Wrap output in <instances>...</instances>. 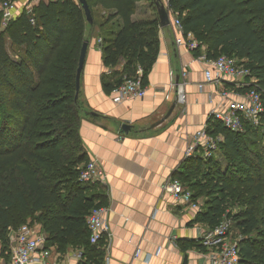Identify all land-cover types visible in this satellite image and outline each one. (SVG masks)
Here are the masks:
<instances>
[{
  "label": "trees",
  "instance_id": "trees-1",
  "mask_svg": "<svg viewBox=\"0 0 264 264\" xmlns=\"http://www.w3.org/2000/svg\"><path fill=\"white\" fill-rule=\"evenodd\" d=\"M86 1L92 23L78 0H49L31 13L23 10L0 31V240L5 244L10 228L31 221L40 224L45 248L55 246L62 254L76 247L85 262L105 264L104 242L91 243L86 224L90 211L105 204L90 191L96 184L78 179L90 160L74 100L80 49L90 31L100 27L103 35H114L101 38L104 64L119 71L109 90L124 76H136L138 68L145 85L159 52V26L156 13L152 19L132 20L141 0ZM149 2L156 12L154 0ZM96 6L108 11L102 21L95 18ZM168 7L178 13L183 35L198 42L195 56L246 61L264 105V0H168ZM5 35L13 45L10 52ZM260 128L247 124L243 132H232L209 120L207 133L222 137L217 150L225 157V169L214 156L196 154L185 158L178 178L190 192L194 189L193 200L204 197L198 221L211 230L226 217L238 229V264H264Z\"/></svg>",
  "mask_w": 264,
  "mask_h": 264
},
{
  "label": "crops",
  "instance_id": "crops-1",
  "mask_svg": "<svg viewBox=\"0 0 264 264\" xmlns=\"http://www.w3.org/2000/svg\"><path fill=\"white\" fill-rule=\"evenodd\" d=\"M10 1L15 4L14 18L23 10H32L40 1L49 0ZM173 12L168 11L170 20ZM107 13L100 6L94 9L98 21L104 20ZM155 13L149 2L139 1L131 18L133 21L152 19ZM2 18L0 10L1 32L6 28ZM104 36L100 27H95L86 38L88 47L80 75L78 103L79 136L84 151L106 173L105 185L96 184L90 191L99 195L107 207L111 232L109 264H212L213 247L205 240L209 225L196 218L200 209L175 201L162 185L171 178H180L184 150L192 134L205 124L210 110L220 99V91L229 89V84L216 87L204 82L205 64L192 51L177 44L183 35L170 24L158 27L159 52L147 72L145 96L114 103L109 86L115 84L119 71L104 64L101 44ZM5 46L9 52L13 48L8 35ZM204 51L202 46L201 52ZM177 96L172 113L163 119ZM123 124L130 126L126 133ZM213 156L219 163L225 161L219 150ZM191 192L194 194V189ZM196 201L200 208L204 197L198 194ZM230 238H241L233 224ZM48 249L47 264H89L80 258L76 247L70 246L62 254L55 246Z\"/></svg>",
  "mask_w": 264,
  "mask_h": 264
},
{
  "label": "built area",
  "instance_id": "built-area-1",
  "mask_svg": "<svg viewBox=\"0 0 264 264\" xmlns=\"http://www.w3.org/2000/svg\"><path fill=\"white\" fill-rule=\"evenodd\" d=\"M168 11V0H162ZM2 12V24H7L13 19L15 4L10 0L0 3ZM31 13V10H27ZM173 12L171 24L182 33V25ZM33 23L34 19L30 18ZM179 46H185L188 51L198 47V42L191 34L183 35L177 41ZM196 59L205 64L203 71L204 82L214 86L229 84V89H222L220 99L210 110L204 125L198 128L191 137L184 150V157L191 158L201 154L204 158H210L217 150V144L222 140L220 136L213 138L207 133V122L216 120L232 132H243L247 124L259 127L264 105L261 92L258 90L256 80L244 59L233 56L219 55L215 58H206L204 54L196 56ZM141 68H138L136 76H124L121 83L115 85L110 91V97L114 103H122L128 100L143 98L146 87L141 81ZM186 71L184 72V76ZM224 88V87H223ZM79 181L84 184H104L106 173L95 160H89L79 172ZM162 189L175 201L188 208L200 209L197 201L192 199L191 192L178 178H171L162 185ZM107 207L93 208L86 216V224L89 230V241L105 243V264H109L108 247L111 237L110 227L106 219ZM232 222L224 217L216 226L209 230L205 236L206 244L211 245L212 264H238L239 254L237 241L230 238ZM45 236L40 224L25 222L17 228H10L5 244L0 240V264H47L50 257L48 248H40L44 245ZM139 254L137 251L136 255Z\"/></svg>",
  "mask_w": 264,
  "mask_h": 264
},
{
  "label": "water",
  "instance_id": "water-1",
  "mask_svg": "<svg viewBox=\"0 0 264 264\" xmlns=\"http://www.w3.org/2000/svg\"><path fill=\"white\" fill-rule=\"evenodd\" d=\"M78 2L80 4L81 8L83 9V12H84V15H85L87 22L92 23V16H91L90 8L87 4V1L86 0H78ZM154 5H155L156 12H157L158 19H159V26L161 28L169 26L171 24V20L169 18V13H168L166 7L164 6L162 0H154ZM87 47H88V41L84 40L82 43L81 49H80L78 65H77L76 73H75V94H74V100L75 101L78 100L80 75L82 72V67H83ZM177 83H178V81H177ZM177 101H178V96L176 98V101L171 105V107L169 108L168 112L165 114L163 119H167L170 116V114L172 113ZM129 129H130V126L128 124L122 125V130L125 133L128 132Z\"/></svg>",
  "mask_w": 264,
  "mask_h": 264
},
{
  "label": "rangeland",
  "instance_id": "rangeland-1",
  "mask_svg": "<svg viewBox=\"0 0 264 264\" xmlns=\"http://www.w3.org/2000/svg\"><path fill=\"white\" fill-rule=\"evenodd\" d=\"M141 1H146V2H149L150 0H141ZM140 1V2H141ZM150 3V2H149ZM153 8V7H152ZM11 50V49H10ZM260 126H262V128H260L259 129V133H260V143H259V148H260V151H263V153H264V124L262 125V123L260 124ZM225 160V159H224ZM222 164V165H221ZM226 164V160L224 161V162H222V163H220V165H221V168H222V170H223V165H225ZM105 172V171H104ZM105 183H106V181H105ZM105 183L103 184V185H105ZM198 202V201H197ZM202 203V202H201ZM202 205V204H201ZM30 223H31V221H29ZM15 229V228H14Z\"/></svg>",
  "mask_w": 264,
  "mask_h": 264
}]
</instances>
